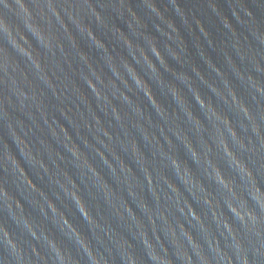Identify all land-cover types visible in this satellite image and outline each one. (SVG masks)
Masks as SVG:
<instances>
[{
    "label": "water",
    "instance_id": "95a60500",
    "mask_svg": "<svg viewBox=\"0 0 264 264\" xmlns=\"http://www.w3.org/2000/svg\"><path fill=\"white\" fill-rule=\"evenodd\" d=\"M7 4L0 264H264V0Z\"/></svg>",
    "mask_w": 264,
    "mask_h": 264
},
{
    "label": "clouds",
    "instance_id": "9594fccd",
    "mask_svg": "<svg viewBox=\"0 0 264 264\" xmlns=\"http://www.w3.org/2000/svg\"><path fill=\"white\" fill-rule=\"evenodd\" d=\"M0 4L4 5L5 7L8 6L7 4V0H0ZM21 11L26 15V16H30L31 13L27 10V8L21 7ZM26 22V26L31 28L32 30H35V28H33V24L29 23L27 20H25ZM8 244L12 245L13 247H15V243H12L11 240L9 239ZM246 264V262H245Z\"/></svg>",
    "mask_w": 264,
    "mask_h": 264
}]
</instances>
